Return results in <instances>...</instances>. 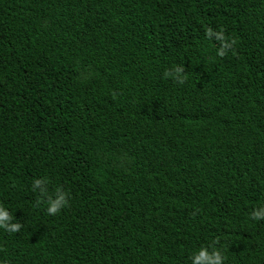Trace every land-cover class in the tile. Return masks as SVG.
Listing matches in <instances>:
<instances>
[{"label":"trees","instance_id":"1","mask_svg":"<svg viewBox=\"0 0 264 264\" xmlns=\"http://www.w3.org/2000/svg\"><path fill=\"white\" fill-rule=\"evenodd\" d=\"M0 202L11 264H264V0H0Z\"/></svg>","mask_w":264,"mask_h":264},{"label":"clouds","instance_id":"2","mask_svg":"<svg viewBox=\"0 0 264 264\" xmlns=\"http://www.w3.org/2000/svg\"><path fill=\"white\" fill-rule=\"evenodd\" d=\"M205 38L208 42L215 40L219 46L215 48V55L219 58L235 55L238 39L231 34H226L224 26L218 29L208 27L205 30ZM163 79H171L178 85H183L187 81V73L183 65H173L163 72ZM52 182L47 175L33 177L30 183V191L37 195V203L43 204L46 212L50 216H56L70 206V194L60 185H56L50 191ZM248 217L252 221L264 220V203L253 207L248 213ZM24 228V224L20 223L14 217V212L9 206L0 202V231L9 235L19 233ZM0 252L6 249L0 247ZM227 256L221 248L215 246V243L208 245H200L194 247L188 256L190 264H225ZM0 264H11L10 258L5 256L0 259Z\"/></svg>","mask_w":264,"mask_h":264}]
</instances>
